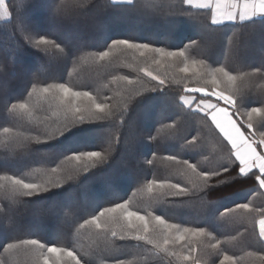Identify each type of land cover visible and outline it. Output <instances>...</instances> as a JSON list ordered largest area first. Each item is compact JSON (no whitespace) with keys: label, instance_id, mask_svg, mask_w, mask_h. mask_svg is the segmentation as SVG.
Returning a JSON list of instances; mask_svg holds the SVG:
<instances>
[{"label":"snow or ice","instance_id":"obj_1","mask_svg":"<svg viewBox=\"0 0 264 264\" xmlns=\"http://www.w3.org/2000/svg\"><path fill=\"white\" fill-rule=\"evenodd\" d=\"M40 6L42 25L0 0V22L12 26L14 41L0 73L15 75L17 58L32 52L42 54L40 71L53 62L67 71L31 74L19 96L0 97V264H264V204L248 199L264 192V0ZM110 15L170 31L186 24L195 35L163 45L107 29L102 43L88 45L61 31ZM256 39L259 55L250 56ZM120 156L124 168L114 163ZM93 176L101 192L91 203H55L67 228L58 243L18 219L21 206ZM214 193L228 194L209 199ZM180 208L197 213L167 214Z\"/></svg>","mask_w":264,"mask_h":264},{"label":"trees","instance_id":"obj_2","mask_svg":"<svg viewBox=\"0 0 264 264\" xmlns=\"http://www.w3.org/2000/svg\"><path fill=\"white\" fill-rule=\"evenodd\" d=\"M103 2L104 0H97V3ZM10 3L14 9H19L24 12L26 16L30 17L31 21L36 24H44L45 10L40 6L41 0H10ZM107 29H111V31L116 35H134L137 38L150 39L153 41L158 40L163 45L179 44L180 40L184 39L185 36L195 35L193 30L186 24L181 25L178 29L170 31L166 26L148 19L137 20L131 17L119 15L107 16L99 22L92 20L85 21L79 30L71 27H65L62 28L61 31L64 32L65 36L69 40L78 41L88 45H97L98 43H102L101 32ZM13 43L12 26L10 24L0 22V58H3L8 53L9 49L13 46ZM248 54H251V56L259 55L258 39L253 41L248 50ZM40 55L42 54L34 52L25 53L23 56L17 58L15 75L7 74V72L0 73V97H2L3 94V85H5L9 96H19L24 91L28 76L37 72L39 73L41 79H46L50 76H59L61 73H63L65 77L67 76V71L62 66H58L55 62L46 66L43 71H40V65L44 63V61L38 60ZM7 62L8 60H4L5 67L7 66ZM29 68H31V72L28 71ZM90 71L91 69H88L82 73V75L87 76ZM120 71L127 73L130 69L122 66ZM172 91L178 92L180 89L174 86ZM143 111V108L137 109L136 111L130 113V117L139 121ZM156 128H159L158 124L156 125ZM155 134V129H153V135ZM33 147L38 148L41 151L44 150L41 146L34 145ZM152 150L157 152L158 156L166 154L162 148L157 150L155 145L152 146ZM145 151H147V149H145ZM114 163L121 166V168H124L128 165L129 161L127 158L120 156ZM231 191L233 190L230 189L229 192ZM100 192V180L94 176L89 177L82 185L76 184L68 188V191L64 192L61 197H54L52 200L42 202L39 205H28L26 207L21 206L18 209L17 216L25 228L31 227L37 230L42 238L48 240L49 242L58 243L59 241L57 240V237L65 233L67 228L63 217L57 215L53 211L55 203L64 197L74 198L81 204L91 203ZM130 194L131 193H129V195ZM227 194L228 193H214L209 197V199L215 200L218 199L220 195ZM111 195V193H106L104 198H111ZM120 195H123V193L121 192ZM248 199H254V203L257 205L264 204V192L256 190L253 195L248 197ZM229 206H231V204H229ZM221 211H223V208H221ZM196 213V208L169 209L167 212L169 216L179 215L183 216L185 219H191L196 215ZM116 243L119 245L123 242L117 240ZM231 250L235 251L238 256L243 255V252L238 249ZM255 250H257L255 247L248 249V251ZM0 251H2V249H0ZM244 264H249V261L246 259ZM253 264H255L254 261Z\"/></svg>","mask_w":264,"mask_h":264},{"label":"rangeland","instance_id":"obj_3","mask_svg":"<svg viewBox=\"0 0 264 264\" xmlns=\"http://www.w3.org/2000/svg\"><path fill=\"white\" fill-rule=\"evenodd\" d=\"M85 34H86V33H85ZM248 55L251 56V54H248ZM0 83H1V82H0ZM2 91H3L2 97L5 96V95H8V92H7L6 88H5V85L2 86ZM58 222H59V219H58ZM54 226H55V225H54ZM52 228H53V227H52ZM52 228H51V230H52Z\"/></svg>","mask_w":264,"mask_h":264}]
</instances>
